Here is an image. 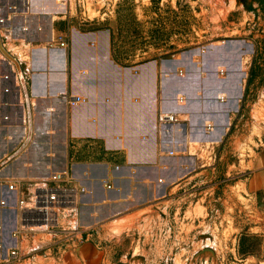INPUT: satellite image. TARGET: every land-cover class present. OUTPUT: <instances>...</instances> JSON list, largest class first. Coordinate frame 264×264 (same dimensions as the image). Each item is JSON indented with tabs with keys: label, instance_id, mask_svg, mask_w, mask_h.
I'll return each instance as SVG.
<instances>
[{
	"label": "crops",
	"instance_id": "crops-1",
	"mask_svg": "<svg viewBox=\"0 0 264 264\" xmlns=\"http://www.w3.org/2000/svg\"><path fill=\"white\" fill-rule=\"evenodd\" d=\"M107 16L102 12L94 17L105 20ZM41 17L35 26H30L24 40L13 42L16 47L25 49L45 42L51 27L57 32V22ZM80 18L92 24L89 17ZM38 25L41 31L36 30ZM63 30L57 33L64 35ZM87 31L68 25L65 49H30L33 73L29 86L36 136L10 162L5 173L12 178H28L67 168L70 182L86 189L75 229L60 230L54 242L39 251L40 258L49 260L47 264H135L141 245L166 243L167 237L169 243H174L181 237L186 213L182 210L186 202V165L194 159L182 154L190 144H200L202 148V144L210 143L212 148V134L206 133L203 126L191 134L193 130L179 122L158 125L157 62L123 67L109 59V30L108 43L103 32L91 31L90 27ZM99 39H103L104 54L98 56L91 51L97 50ZM78 49L84 52L80 66ZM102 65L114 75L95 76L91 68ZM136 67L139 72L134 74ZM159 69L165 84L169 80L166 61ZM2 91L1 88L0 100L5 97ZM61 92L80 94L84 102L71 107L60 99ZM160 99L166 107L165 92ZM174 110L179 115L184 113L179 105ZM4 113L15 121L18 110L0 105V124ZM9 132V127L0 129V134ZM12 133L19 138V130ZM7 144L0 139V154L9 147ZM197 155H201L200 150ZM239 184L244 186L235 193L244 200L240 208L250 206L264 212V144L252 156L248 177ZM200 201L201 198L195 203ZM4 214L0 210V218ZM10 229L5 225L0 235L11 245ZM36 256L10 259L3 264H29L37 262Z\"/></svg>",
	"mask_w": 264,
	"mask_h": 264
},
{
	"label": "rangeland",
	"instance_id": "rangeland-1",
	"mask_svg": "<svg viewBox=\"0 0 264 264\" xmlns=\"http://www.w3.org/2000/svg\"><path fill=\"white\" fill-rule=\"evenodd\" d=\"M78 1L68 0L69 18H54L57 32L64 28L62 33L68 35V25L80 32L90 27L103 32L108 43L109 30L110 60L123 67L157 62V117L166 110L175 114L176 123L191 128V134L201 126L212 134V148L210 143L202 148L190 144L182 154L194 159L186 165L181 237L174 243L167 237L166 243L141 245L135 264H264V212L250 206L241 209L244 200L235 194L244 187L239 183L248 177L252 156L264 144V0H80V5ZM21 2L0 0V5L15 3L19 10ZM102 12L108 14L105 20L94 17ZM80 16L89 17L92 24L81 22ZM41 18L23 13L14 17L16 23L27 25L22 32L25 37ZM102 42L99 39L97 50L91 52L103 55ZM44 44L25 49L9 44L29 70L25 75L28 91L33 73L30 49ZM78 50L80 66L84 52ZM164 61L169 77L165 84L159 69ZM8 69L0 64V89H12L2 91L1 106L5 100L10 106L15 95L12 79L2 78ZM91 71L97 77L114 75L104 65ZM138 72L134 68L133 73ZM163 92L166 107L161 104ZM178 104L184 108L180 115L174 110ZM200 198L202 202L195 203ZM36 239L46 241L48 236ZM34 255L39 256L37 262L29 264L49 262L40 258L39 251L24 257ZM9 261L0 260V264Z\"/></svg>",
	"mask_w": 264,
	"mask_h": 264
},
{
	"label": "built area",
	"instance_id": "built-area-1",
	"mask_svg": "<svg viewBox=\"0 0 264 264\" xmlns=\"http://www.w3.org/2000/svg\"><path fill=\"white\" fill-rule=\"evenodd\" d=\"M21 4L22 8L19 10L15 3L0 5V64L9 68L2 73V78L12 79L15 93L10 106L7 100L3 102V106L18 110L15 121H12L9 114H2L0 129L9 127L12 132L16 129L20 131L17 139L12 132L0 134V139L9 146L0 154V210L5 212L0 218V232L8 225L11 228L9 237L13 241L11 245L7 244L0 235V260L19 259L40 251L54 242L60 230H74L81 196L86 192L85 187L70 182L67 168L51 169L42 176L28 178H12L5 173L10 162L36 136L31 114L32 94L28 91L25 78L29 70L24 67L20 54L9 48V44L25 39L22 32L27 31L28 27L16 23L14 17L17 13L47 16L54 23V18L69 14L68 0H22ZM36 30L41 31L42 27L38 25ZM52 32L51 27L49 39L44 46L38 48L65 49L67 37ZM2 90L10 93L12 89L6 86ZM59 97L71 107L84 102L82 95L76 93L61 92ZM223 97L220 95L218 99L222 101ZM176 122L175 114L166 110L156 118V123L160 126ZM207 127L211 129V124H207ZM41 234L47 235L48 239L37 240L36 236ZM30 239L29 245H25Z\"/></svg>",
	"mask_w": 264,
	"mask_h": 264
},
{
	"label": "bare ground",
	"instance_id": "bare-ground-1",
	"mask_svg": "<svg viewBox=\"0 0 264 264\" xmlns=\"http://www.w3.org/2000/svg\"><path fill=\"white\" fill-rule=\"evenodd\" d=\"M32 28H33V27H32ZM47 33H48V32H47ZM52 33H54V32H52ZM47 36H48V35H47ZM47 36H46V37H47ZM48 38H49V36H48ZM39 51H40V50H39ZM8 84H9V83H8ZM42 128H43V127H42Z\"/></svg>",
	"mask_w": 264,
	"mask_h": 264
}]
</instances>
